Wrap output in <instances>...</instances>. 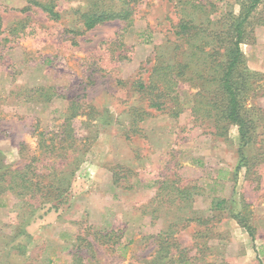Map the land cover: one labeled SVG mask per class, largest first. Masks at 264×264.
Returning <instances> with one entry per match:
<instances>
[{
	"label": "rangeland",
	"instance_id": "rangeland-1",
	"mask_svg": "<svg viewBox=\"0 0 264 264\" xmlns=\"http://www.w3.org/2000/svg\"><path fill=\"white\" fill-rule=\"evenodd\" d=\"M245 1L140 0L130 25L84 30L76 11L94 0H0V264H264V0L234 72L246 145L236 125L192 114L212 86L179 78L173 117L134 83L185 58L180 18L222 59Z\"/></svg>",
	"mask_w": 264,
	"mask_h": 264
},
{
	"label": "trees",
	"instance_id": "trees-1",
	"mask_svg": "<svg viewBox=\"0 0 264 264\" xmlns=\"http://www.w3.org/2000/svg\"><path fill=\"white\" fill-rule=\"evenodd\" d=\"M140 0H94V9L86 11H76L77 21H81L83 29L89 30L94 26L106 21L120 20L126 22L127 25L132 23L133 5ZM204 0H176L178 5L202 8ZM262 0H246L242 6V10L232 21L228 30L232 32V39L229 42V51L222 53L223 58L218 59V45L212 41L213 36L206 34L207 28L201 24L196 25L191 20L180 18L175 25V33L182 38L184 49L187 50L185 58L170 63L157 62L151 67V72L147 77V81H141L139 78L134 82L139 90L145 91L150 95L149 107H153L160 112H167L173 117H177L181 113V106L178 101L177 85L179 78H187L199 83L203 91H210L212 86V97L207 99L201 92L195 98L191 107V112L195 117H214L216 120H223L228 124H234L238 127V133L241 141L247 144L246 136L248 127L245 126L244 117L240 113L239 87L234 81V72L242 62V51L240 44L245 38L246 30L244 24L249 16ZM35 5L47 14L53 20H58L60 14L54 10L52 4L39 3L33 1ZM264 23V21H261ZM212 33V31H210ZM200 33V36L198 35ZM205 38V40L203 39ZM206 46L209 48L206 49ZM179 47V46H177ZM155 72L156 77L152 78ZM211 82V83H210ZM203 87V88H202ZM149 115V112H145ZM76 115V114H75ZM67 126L69 125L68 122ZM73 128L70 127V132ZM69 143L73 141L72 133H68ZM24 146L21 145V149ZM241 157H244L245 150L240 149ZM16 174L23 184L28 180L22 169H14L9 171V175ZM6 171L0 174V180L4 181ZM43 175V174H42ZM27 186H31L29 184ZM9 190V180L7 184L0 183V193ZM62 193L52 204L57 208L59 204L68 201ZM220 202L217 203L219 206Z\"/></svg>",
	"mask_w": 264,
	"mask_h": 264
}]
</instances>
